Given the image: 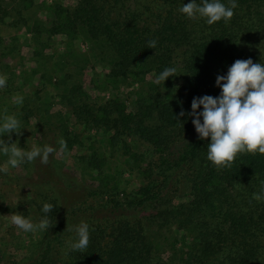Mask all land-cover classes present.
I'll list each match as a JSON object with an SVG mask.
<instances>
[{"label": "trees", "instance_id": "trees-1", "mask_svg": "<svg viewBox=\"0 0 264 264\" xmlns=\"http://www.w3.org/2000/svg\"><path fill=\"white\" fill-rule=\"evenodd\" d=\"M190 2L77 0L65 7L44 0L36 6L43 19L31 16L35 0H0V28H25L36 58L34 68L18 74L21 88L36 83L30 94L20 93L22 104L6 105L11 93L0 90V125L5 114L15 115L21 134L31 128L38 147L56 149L47 164L40 158L19 164L24 174L15 184L35 194L26 207L38 215L25 217L39 223L44 203L54 209L48 214L52 227L41 230L23 261L11 264H264V200L252 198L264 188V154L240 153L230 168H218L207 158L211 138L199 139L187 115L194 97L220 96L216 78L226 76L236 60L264 64V0H235L233 17L211 25L179 11ZM220 2L230 6L229 0ZM57 36L61 52L43 55ZM8 40L0 36V75L22 64L17 37ZM151 40L154 49L148 48ZM76 41L87 45L84 52ZM169 67L177 76L157 84ZM88 69L95 92L115 91L110 100L98 102L84 89ZM122 85L131 92L120 95ZM182 109L186 115L179 117ZM92 130L102 135L98 147L87 134ZM11 139L16 142L15 132ZM128 139L148 149L132 150ZM116 146L125 156L124 170L141 180L122 198L109 193L118 190L123 166L112 167L111 154H104ZM76 148L89 152L72 157L80 178L61 160ZM180 186L185 194L176 201ZM98 197L102 206L88 204ZM100 209L109 216H98ZM141 212L149 214L137 216ZM81 221L90 234L83 252L70 249L76 234L67 230Z\"/></svg>", "mask_w": 264, "mask_h": 264}, {"label": "clouds", "instance_id": "clouds-1", "mask_svg": "<svg viewBox=\"0 0 264 264\" xmlns=\"http://www.w3.org/2000/svg\"><path fill=\"white\" fill-rule=\"evenodd\" d=\"M230 6L221 3L220 0H196L184 4L180 12L191 19L199 17L207 18L206 22L211 25L224 19L228 22L234 15L233 9L238 5L235 0H229ZM156 41H149L148 48L154 49ZM175 67L165 68L156 77V83L165 82L167 78L177 76ZM216 85L221 88L219 97L205 95L194 97L191 103L192 111L187 115L193 117L192 123L198 133L199 139L211 138L207 147V158L218 168H230L240 153L264 154V64L253 63L252 59L236 60L228 69L227 75H218ZM6 86V76L0 75V88ZM17 104L23 103L22 96L13 97ZM203 106V111L198 112ZM186 113L181 110L179 117ZM179 117H177L179 119ZM203 118V123L201 119ZM21 134L20 121L15 115L3 116L0 125V136L8 135L11 141V133ZM61 149H66V141H59ZM0 151L9 157L7 164L15 168L24 162H32L40 158L41 163L47 164L50 154L56 149L45 144L41 147H33L31 151H24L17 146L16 142L8 143L0 139ZM0 171L7 172V168ZM254 200H264V188L260 193H253ZM54 209L50 203H44L42 212L45 216L38 224L33 223L21 213L11 215L12 223L25 232L37 229L47 230L52 227L48 214ZM76 240L69 241L71 250L85 251L90 242L89 225L81 221L74 229Z\"/></svg>", "mask_w": 264, "mask_h": 264}, {"label": "rangeland", "instance_id": "rangeland-1", "mask_svg": "<svg viewBox=\"0 0 264 264\" xmlns=\"http://www.w3.org/2000/svg\"><path fill=\"white\" fill-rule=\"evenodd\" d=\"M7 1V0H6ZM9 1V0H8ZM44 0H35V6L32 8L33 12L31 13V16H38L39 18H45V15L42 13V10L38 9L36 6H39L40 2ZM55 1V0H53ZM62 3L65 7H72L75 4V1L77 0H58ZM48 2H51V0H48ZM0 36L5 41V43H8V39L12 36H16L18 43L21 44V50H20V56L22 58V64H18L13 73L12 71L7 70L1 72L3 76H6V86L3 88H0L2 91H8L11 93V95H6L7 102L6 105L9 103H15L13 100V97L21 96L20 93L23 92L26 96V94H30V92L34 91V89L31 88V86H36V83L31 84L28 83L24 88H21V81L18 78V74L23 70L27 71L31 68L35 67L36 58L34 57V41L32 40V35L27 34L25 28H22L19 31H13L12 29L7 28H0ZM61 42L62 37L57 36L53 39V43H50L48 46V49L43 51V55L48 56L50 54L61 52L59 51L61 49ZM75 48L80 51L84 52L86 50L87 45L84 44L81 41H76L74 44ZM17 59H14L13 62L9 59H6V62L9 64H15ZM96 73L101 72L100 67H96L94 70ZM92 76V72L90 69L86 70L84 74V89L87 92H93L97 95L99 98L98 102H106L111 99L112 95L114 94L113 89H107L103 91L95 92L93 90V87L90 85V77ZM38 81V76L35 77L34 82ZM21 89L20 92H18L17 89ZM46 91H48L50 94H54V90L51 87H47ZM127 92H131V90L127 91L126 86H120L119 87V94L120 95H127ZM127 97V96H126ZM59 109V107H55L54 111ZM33 119H31V124H33ZM72 124H74V121H71ZM33 129L28 128L26 129V132L24 134H17L16 133V143L17 146L20 148H23L24 151L32 150L33 147H38L35 144V137L32 136ZM89 136H94V146L98 147L102 143V135L101 133H96L95 131L87 132ZM3 139H5L6 142L12 143L8 140L7 135L1 136ZM86 144V143H85ZM128 144L130 145V149L136 150L138 152H145L148 147L146 144H143L140 141H137L135 139H128ZM87 145V144H86ZM89 153L87 149H81L76 148L74 151H71L66 156L61 157L62 162L65 163L66 167L69 168L72 173L75 174V176L80 178L79 170L75 168V165L73 163V155H80V154H86ZM105 156H111L108 157L109 165L112 167H119L123 166V168H120L119 170H123V175H120L117 177L120 179V185L117 191L109 193L110 195H114L119 193L120 198H122V194H129L134 193L138 187L140 186L141 180L140 178L135 174H129L124 170V159L125 156H122L121 149L119 146H116L113 151L107 150L105 153ZM1 155V153H0ZM24 163V162H23ZM23 165H18L17 167L13 168L10 165L7 164V161L4 160L3 157L0 156V169L7 168V172L0 171V264H11L12 262H21L23 261L24 257L28 256V253L31 252L29 249L33 251V244L38 240L40 237V229H37L35 231H28L25 232L24 230L20 229L18 226L12 223L11 215L13 213H21L23 216H38L35 215L34 209H31L30 207H26V202L29 200V198L33 197L35 194H31V192L28 191V188H24V185H20L22 183L15 184L16 178L19 176H22L24 174ZM180 191L178 192L179 197L176 201H178L184 194V187L180 186ZM100 198H89L88 204H98L103 205L99 202ZM180 200H183L180 199ZM29 202V201H28ZM149 212H141L137 216H145L148 215ZM98 216H109L106 211L103 209H100V213H98ZM33 223L38 224L35 221H32Z\"/></svg>", "mask_w": 264, "mask_h": 264}]
</instances>
